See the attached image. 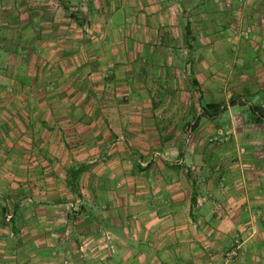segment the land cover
<instances>
[{
    "label": "crops",
    "instance_id": "0c3cea01",
    "mask_svg": "<svg viewBox=\"0 0 264 264\" xmlns=\"http://www.w3.org/2000/svg\"><path fill=\"white\" fill-rule=\"evenodd\" d=\"M10 1L0 264H229L235 239V264H264V0ZM70 4L93 35L67 33ZM213 127L220 143L197 145Z\"/></svg>",
    "mask_w": 264,
    "mask_h": 264
},
{
    "label": "rangeland",
    "instance_id": "374dc122",
    "mask_svg": "<svg viewBox=\"0 0 264 264\" xmlns=\"http://www.w3.org/2000/svg\"><path fill=\"white\" fill-rule=\"evenodd\" d=\"M5 2H7V3H9L10 4V0L9 1H7V0H4ZM7 3H4V9H2V10H6V9H11V8H5L6 7V5H7ZM1 5V4H0ZM69 7H72V9H69L68 11H66V13H73V15H74V17L76 18V19H85V18H83L82 16H80L81 14V10H79V9H76V8H74L75 7V5L74 4H70L69 5ZM0 10H1V7H0ZM69 23L70 24H67V25H65L66 27L65 28H67V33L68 34H70V35H75V34H81V35H89V36H91V35H93V33L95 32L94 31V27L93 26H91V25H88V23L86 24L85 22H84V20H83V22L79 25L78 23H77V21L76 20H71V21H69ZM56 28H54L53 29V35H58L59 36V33L57 34L56 33ZM55 44H56V46H59V44L61 43V42H54ZM63 43H65V44H68V45H65L64 47H66L69 51H74L75 50V45H70L69 43L70 42H63ZM85 44H86V47L88 46V47H90L93 43L91 42V39L90 38H85ZM11 47H9V49H10ZM182 48L183 49H185V50H188L187 48V46H185L184 45V43H182ZM60 49V48H59ZM59 49H58V51H59ZM0 63H1V57H0ZM191 81V80H190ZM195 92V93H194ZM247 91H244L243 93H241L240 92V97L242 98V100H245V101H247L248 103H255V102H257V96H253V95H250V94H247L246 93ZM192 93H193V95L195 96V99H196V103H197V106H196V108H197V110L199 111V109H200V105H204L205 104V99H206V92L204 91V90H201L199 87H198V85H197V87L195 88V89H193V91H192ZM220 99V101L217 103L218 105H219V107H218V109H217V114L218 113H220V112H223V110L226 108V106L229 104L230 105V101L231 102H236V101H238L239 102V104H243V102H241L240 101V98L238 97V96H235V95H232L230 98H228V99H226V100H222L221 98H219ZM244 101V102H245ZM228 103V104H227ZM247 106H248V108L246 109V113L247 114H252V112H251V106L252 105H248L247 104ZM259 112H260V114L262 115V116H264V110L263 111H261V110H259ZM193 116V115H192ZM190 117L189 118V121L186 123V125H185V133H186V135H189L191 132H192V130L197 126V124H198V117H199V115L198 116H196L195 118H193V117ZM200 116H202L201 114H200ZM203 126V125H202ZM216 128V127H215ZM213 131V132H212ZM212 131H210V129H209V133L208 134H206V136H203V138L202 137H197V139H196V144L197 145H202V146H204V147H208V148H212L213 146H216V145H218V143H220L219 142V139H220V136L222 135V137L223 136H225V135H223V132L222 131H220L221 133H217L216 132V130L214 129V127H213V130ZM187 139V138H186ZM228 139V138H227ZM226 139V140H227ZM222 141H225V140H222ZM230 161H231V159H230ZM26 173V172H25ZM42 177H44V174H40ZM1 202V201H0ZM77 203H75V202H73V203H71L70 205H68V207L73 211V209H76L77 208Z\"/></svg>",
    "mask_w": 264,
    "mask_h": 264
},
{
    "label": "trees",
    "instance_id": "16d2710c",
    "mask_svg": "<svg viewBox=\"0 0 264 264\" xmlns=\"http://www.w3.org/2000/svg\"><path fill=\"white\" fill-rule=\"evenodd\" d=\"M69 16L72 17L74 20L77 21V19L74 17L73 13H69ZM77 23L80 25L81 23L79 21H77ZM231 102V101H230ZM219 105L218 104H206L204 107L201 108V112L200 114L202 116L208 117V118H213L216 114H217V109H218ZM251 111L253 113H255L256 115L259 114L258 112V107L257 106H251ZM260 117H257V119ZM82 170V166H76V167H70L66 170V179H65V183L66 186L69 188V190L73 193H75L77 195V191H76V177L77 175L80 173V171Z\"/></svg>",
    "mask_w": 264,
    "mask_h": 264
},
{
    "label": "built area",
    "instance_id": "2783aa9c",
    "mask_svg": "<svg viewBox=\"0 0 264 264\" xmlns=\"http://www.w3.org/2000/svg\"><path fill=\"white\" fill-rule=\"evenodd\" d=\"M238 247H239V242L237 239H235L234 243L232 244V246L230 247V249L227 252L226 261L229 264H235V259L237 256Z\"/></svg>",
    "mask_w": 264,
    "mask_h": 264
}]
</instances>
